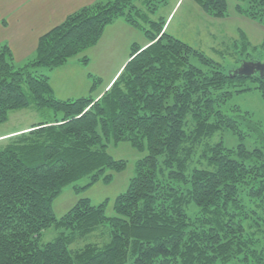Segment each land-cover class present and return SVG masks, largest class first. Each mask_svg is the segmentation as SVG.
I'll return each instance as SVG.
<instances>
[{
  "label": "trees",
  "instance_id": "1",
  "mask_svg": "<svg viewBox=\"0 0 264 264\" xmlns=\"http://www.w3.org/2000/svg\"><path fill=\"white\" fill-rule=\"evenodd\" d=\"M194 1L209 16L228 15L227 0ZM167 3L83 6L43 34L18 68L9 47L0 46V123L30 105L53 111L0 139V264H264V145L248 148L241 123L257 124L252 113L228 104L233 94L251 91L264 100V73L230 76L168 33L166 19L150 16ZM236 11L264 23V0H237ZM118 17L140 29L146 43H132L122 69L96 97L93 86L86 96L57 98L47 72L96 44ZM241 40L244 56L231 68L242 58L261 59L248 52L243 34ZM224 131L238 137L235 147L223 138L210 142ZM119 141L146 153L114 198V214L106 215V200L79 198L56 216L52 205L63 187L88 188L125 169L107 151ZM83 177L88 181L77 185ZM51 227L58 234L41 242ZM101 227L108 232L102 244L71 248Z\"/></svg>",
  "mask_w": 264,
  "mask_h": 264
},
{
  "label": "rangeland",
  "instance_id": "2",
  "mask_svg": "<svg viewBox=\"0 0 264 264\" xmlns=\"http://www.w3.org/2000/svg\"><path fill=\"white\" fill-rule=\"evenodd\" d=\"M176 1L168 0L166 5L161 4L156 13L150 16L152 18L161 17L166 19L173 10L164 29L220 62L224 70L227 71L229 69L228 72L232 70L233 68L231 67L236 66L237 59L244 56L238 52L242 46L241 34L250 43L248 52L252 55H260L261 59L264 57V23L237 13V0H227L229 20L219 18L220 20H217L213 28L209 27L208 31L211 32V29L215 30L217 33L214 34L217 37H210L207 34L205 31L206 23L202 22L196 11L192 9L190 0H180L177 4ZM226 21H229V23ZM236 25L242 27L243 31L235 30L234 26L236 27ZM200 30L201 34L198 33ZM217 30L223 31L219 38ZM133 42L138 44L146 43L142 31L127 24L121 17L115 18L104 28L96 44L88 47L83 52L77 53L68 59L66 64L58 66L59 68L55 67L47 72L50 76L51 86H55L56 90L63 92V95L66 93L71 94L69 96H74L73 98L88 95L94 86L91 95L96 97L99 92L104 90L122 63H125L128 59ZM251 46H255V48ZM84 57H86L85 61L83 60ZM242 59L244 60V58ZM21 65L15 64V67L18 68ZM248 85L254 86L252 83ZM228 104L229 106H239L242 110L252 113V120L256 122L257 128L252 125L253 128L250 129L245 125L247 122L241 123V126L249 131L248 141L246 140L248 148L264 145V100L260 94L256 91L233 94ZM52 116L53 111L50 108L40 109L34 105L11 110L8 113L6 122L0 123V134L10 132L7 136L14 135L15 133H11V131L50 119ZM253 121L251 122L253 123ZM222 138L228 147H235L239 142L238 137L230 131L217 133L210 142L215 143ZM107 151L114 159L124 160L126 163L125 169L120 172L108 171L112 173L110 180L99 179L88 188H77V190L75 188L74 190V184H68L63 187L52 205L56 216L65 214L79 198H89L92 204H99L106 200V215L114 214V198L126 190L129 179L134 174L135 163L146 153V150H139L128 141H119L117 143L109 142ZM87 181L88 177H83L76 184L82 186ZM57 234L58 230L53 227L44 230L41 242L50 241ZM107 239L108 232L104 227H101L88 237L77 239L71 245V248H80L87 242L102 244ZM230 264L239 263L233 260Z\"/></svg>",
  "mask_w": 264,
  "mask_h": 264
},
{
  "label": "crops",
  "instance_id": "3",
  "mask_svg": "<svg viewBox=\"0 0 264 264\" xmlns=\"http://www.w3.org/2000/svg\"><path fill=\"white\" fill-rule=\"evenodd\" d=\"M95 1L98 0H0V46H8L13 54L15 64L21 65L34 54L38 39L43 34L49 31L52 27L60 24L71 13L75 12L83 6L92 4ZM179 1L180 0H177L176 4ZM190 2L192 9L196 11L201 21L206 23L205 31L207 32V34L210 37H217L215 36V34L217 33L215 30L211 29V32L208 30L209 27L213 28V25H215L217 20L219 21L220 19L207 15L194 0H190ZM172 11L166 18L164 26L165 28ZM229 17L230 15L228 14L223 18V20H229ZM226 22L229 23V21ZM238 27L239 25H236V27L234 26V29L237 31H243L242 27ZM217 31L219 38V36L222 35L223 31ZM198 33L201 34V30L198 31ZM66 63L67 62L63 63L62 65ZM124 64L125 63H122V65L114 73L109 83L113 80L114 77L118 75ZM52 88L53 93L57 98L74 97L69 96L71 94L67 93L63 95V92H60V90H56L55 86H52ZM106 88L107 85L104 89ZM29 126L13 130L11 131V133H17L26 130ZM9 133L10 132L0 134V138L6 137Z\"/></svg>",
  "mask_w": 264,
  "mask_h": 264
},
{
  "label": "water",
  "instance_id": "4",
  "mask_svg": "<svg viewBox=\"0 0 264 264\" xmlns=\"http://www.w3.org/2000/svg\"><path fill=\"white\" fill-rule=\"evenodd\" d=\"M230 76H240V77H251L256 73L259 76H263L264 73V62L260 59H250V60H242L241 63L229 71Z\"/></svg>",
  "mask_w": 264,
  "mask_h": 264
}]
</instances>
